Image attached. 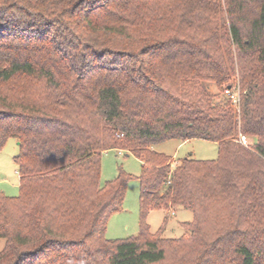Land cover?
<instances>
[{
  "label": "trees",
  "instance_id": "1",
  "mask_svg": "<svg viewBox=\"0 0 264 264\" xmlns=\"http://www.w3.org/2000/svg\"><path fill=\"white\" fill-rule=\"evenodd\" d=\"M206 81L238 104H213ZM11 139L0 264H264V0H0V152ZM192 140L218 158L154 150ZM124 150L139 232L108 240L130 177L101 185V158ZM174 208L193 214L186 235L162 238L167 218L152 234L149 213Z\"/></svg>",
  "mask_w": 264,
  "mask_h": 264
},
{
  "label": "rangeland",
  "instance_id": "2",
  "mask_svg": "<svg viewBox=\"0 0 264 264\" xmlns=\"http://www.w3.org/2000/svg\"><path fill=\"white\" fill-rule=\"evenodd\" d=\"M230 83L234 87L239 88L236 79H232ZM26 84L29 83L23 79L15 81L9 88L15 90L16 87ZM202 86L213 96V104L220 105L227 102V99L220 93L214 83L206 81L202 83ZM3 87L6 88V86ZM122 137L120 135L119 139ZM246 141L249 146L256 143L252 138H246ZM154 150L172 157L173 164L185 158L198 161H214L218 158L217 144L203 140H192L182 144L177 141H169L156 145ZM124 152L108 151L101 158V185L113 180L120 169L130 177L126 187L122 211L113 214L108 220L106 231V238L108 240L129 239L136 236L139 232L140 184L137 177L141 172V163L134 156L127 154V151L124 150ZM18 153L19 142L14 139L9 140L0 152V193H3L7 197H17L19 195V174L18 168L14 163V158ZM171 212H174V215ZM165 218L168 220L162 238L177 240L186 235L187 231L181 225L185 222H191L193 214L181 208H174L168 212H150L147 217V224L152 234H157L160 231ZM4 244L5 241L0 239V251L3 249Z\"/></svg>",
  "mask_w": 264,
  "mask_h": 264
},
{
  "label": "built area",
  "instance_id": "3",
  "mask_svg": "<svg viewBox=\"0 0 264 264\" xmlns=\"http://www.w3.org/2000/svg\"><path fill=\"white\" fill-rule=\"evenodd\" d=\"M223 96L227 99L232 101L233 105H237L239 102V94L235 92L234 89H225L223 92ZM240 143L243 145H247V141L245 137L240 138Z\"/></svg>",
  "mask_w": 264,
  "mask_h": 264
},
{
  "label": "crops",
  "instance_id": "4",
  "mask_svg": "<svg viewBox=\"0 0 264 264\" xmlns=\"http://www.w3.org/2000/svg\"><path fill=\"white\" fill-rule=\"evenodd\" d=\"M159 153V152H158ZM18 187H19V184H18Z\"/></svg>",
  "mask_w": 264,
  "mask_h": 264
}]
</instances>
